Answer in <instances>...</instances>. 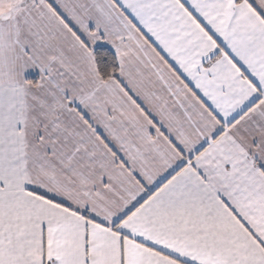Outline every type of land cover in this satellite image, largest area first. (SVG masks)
Returning a JSON list of instances; mask_svg holds the SVG:
<instances>
[{"label": "snow or ice", "instance_id": "obj_1", "mask_svg": "<svg viewBox=\"0 0 264 264\" xmlns=\"http://www.w3.org/2000/svg\"><path fill=\"white\" fill-rule=\"evenodd\" d=\"M0 264H264V0H0Z\"/></svg>", "mask_w": 264, "mask_h": 264}]
</instances>
